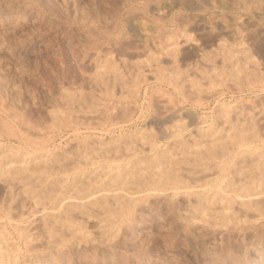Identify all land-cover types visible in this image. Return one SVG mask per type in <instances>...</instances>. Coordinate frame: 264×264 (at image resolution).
Wrapping results in <instances>:
<instances>
[{
	"label": "rangeland",
	"instance_id": "374dc122",
	"mask_svg": "<svg viewBox=\"0 0 264 264\" xmlns=\"http://www.w3.org/2000/svg\"><path fill=\"white\" fill-rule=\"evenodd\" d=\"M159 1L160 0H0V119L2 117L5 121H8L16 132L7 135L0 130V143L5 142L7 144L10 142L8 144L23 145V148L26 147L25 149L29 150V145L25 146V144L21 143L22 135L19 134V128L20 123L22 122L23 124L28 125V127H31L32 130L39 132L42 130L41 133L45 132L42 135L43 137L46 136L45 145L47 148L63 149L64 146L67 148L71 146V143H76L81 139L90 140V137L92 139L95 137H104L103 139H105L109 134V136H115L117 133H119V136H124V134H127L128 132L133 134L137 132V129L145 130V128L158 133V135L155 133L157 135L156 141H160V144L163 142H166L164 144H167L168 138L170 140V137L162 134L163 123L170 124L176 119V117L177 119L180 118L181 120H184L183 122L184 124L186 123V126H184L187 128V132L184 127V132H181V136L187 137L190 132H195L194 129H199L201 125L207 127V125L212 123L216 118H210L213 117L212 115L216 116L215 113L213 114V111L218 108V110H220L223 106H231L232 108L235 107V109L242 110L243 115L246 114L245 112L251 111L248 116L250 118L252 117L251 120H253V114L256 115V112L259 111V107L262 109L261 107L264 106V104H262L264 103V90H261L264 89V0ZM152 3L156 4L154 5ZM156 6L159 7L155 8ZM133 14H137L136 16H139L138 14L142 16L143 14L142 17L151 19L149 20L151 23L159 25L160 32L158 37L160 38L161 35L162 38H165L166 35H173V31L174 33H178L182 30L183 33H188L187 35L190 36V39L195 36L194 45L192 44L191 47L189 42H187L189 45L184 42V46L182 45L181 47L183 50L181 49L177 55L176 61H179V67L182 65L181 67L186 69L184 70L180 67V70L185 73V75L189 77L193 76V68L195 65L197 68L201 66L207 67L209 63L207 62V64L205 63L206 61L203 60L205 59L204 55L206 52L211 54L210 50L213 47H216L220 42L224 43L225 41V44L227 45H243L244 47H242L248 51L247 53L251 54L249 55L250 58L247 63H250L249 66L253 69L255 68L256 72H258V76H255L256 78L258 77L259 80L256 79L255 81H249V84L251 82L249 85L242 80L241 82H239L240 80L237 81V79L233 78V80H231V77L227 75L225 78L226 82L225 80L222 82L225 84L223 85L221 83V85L217 84L218 86H214L215 91L213 92V95L206 96V98L203 97V103L201 102L202 104L200 103V105L189 97L187 98L185 96L184 98H181L185 94L181 95L182 92H177L167 81L152 79V77H148L149 79H145V81L141 80L142 82H137L135 85L137 87L135 88L136 92H134V95L132 96H127L124 92L121 96L118 92V90L120 91L119 88H115V94H105L103 89L101 90L99 87L95 86L87 77V75L92 72L91 64L93 65L92 58L94 57L90 52V44H93L98 50V55L95 56L96 58L110 55L109 58L114 60H112V62L115 66L117 65V70L122 72V75H125L124 78L131 82L132 76L134 75L130 76L129 73L134 74L133 71L135 69L133 68V65L131 68H129L130 66H127L129 65L127 63L130 62L127 60L129 58L130 60L135 59L134 57L139 56L146 47L152 48V45H149V43H145L142 40L138 30L131 26L133 25L131 24V19L132 17H135ZM107 29L110 32H108ZM111 29L115 32H112ZM134 29H136V31ZM87 36H92V39L95 36V40L92 41L89 37L87 39ZM238 38L242 39V44H237L239 43ZM87 40H91L92 42H87ZM243 40L245 42H243ZM192 41H190V43ZM87 43L89 44L87 45ZM98 43L101 44L102 47L98 45ZM185 45L186 48H184ZM88 47L90 49H88ZM217 47L212 50L215 51ZM196 49L198 51H195ZM203 49L206 51L205 54ZM118 55H122L120 56L121 58L118 57ZM199 55H203L204 58ZM125 57H127L126 60L124 59ZM253 57L255 59H253ZM122 59L126 61H124L125 64L124 62L122 63ZM162 60H165L163 61L164 66L167 64L170 65L171 61H169L168 58L164 57ZM196 60L199 61V63ZM195 62L196 64H194ZM215 62L217 61H214V64H216ZM184 63H186V65ZM197 63H201V66ZM253 63L257 65L255 66ZM220 64H222L221 61H218L217 65L222 67ZM124 66L128 68V70ZM126 70L129 72L126 73ZM186 71L191 72L189 74L188 72L186 73ZM192 73L193 75H191ZM228 81L232 84L230 85ZM259 82H261V84ZM63 91H69L76 94L90 93L89 95H82L86 98L88 96V100L95 95V97L98 98L96 100L106 101L99 102L95 107L85 105L78 106L74 104L64 105L63 101L60 99V94ZM215 92L217 93L214 94ZM210 93L212 94V92ZM160 94H162L161 96L167 100L174 102L172 105H174L175 115L167 118L168 120H165V118H161V120L156 117V114H159V111L162 109V105H159L161 103L160 100L157 101V98H155ZM95 97H92L91 99H95ZM170 97H172V99H170ZM57 98L60 100L58 101ZM177 100L180 101V104ZM153 101H155L157 105ZM240 101L243 102L241 103ZM103 103L106 105L104 106ZM119 104L120 106H118ZM243 105H245V108ZM128 106H130L129 109ZM52 108L55 110H65L68 108L71 111L70 114L73 112V119L76 117L74 126L72 128L71 126L50 128L49 123L51 121L49 114L46 111ZM254 108H257L256 110L258 111ZM177 109H179V111H176ZM243 110H245V112ZM157 111L159 113H157ZM262 111L264 112V107L259 113L262 114ZM93 112L95 114L91 116ZM178 112L179 115L181 114L182 116H179ZM124 113L125 116L127 114L126 117L124 116ZM259 113L256 116L262 118L263 115L264 118V114L261 115ZM86 115L87 118L85 117ZM109 115H114L112 116L113 119ZM200 115H203L204 118L200 117ZM96 116H99V119H96ZM104 116L107 117V119L111 118V120L106 123H101L103 122L101 121V117ZM122 116L124 117L121 118ZM191 116H195L194 119L201 118V120H194ZM92 117L98 122H94L95 120ZM258 117L254 118L255 122L258 121ZM260 117L259 119H261ZM77 118L81 122H79ZM90 119L91 121H94L90 123ZM169 119L173 120L170 122ZM262 120L264 123V119ZM262 120L258 121L257 125L261 122L259 125V132L261 131L260 136L263 139L261 140L260 138L258 142L257 140L254 142L256 144L259 143L261 144L260 146L264 147V134L263 136L261 134V129H264ZM197 121H200V124ZM93 122L94 125L92 124ZM40 125H42V127ZM202 126L200 128H203ZM262 126L263 128H261ZM129 133L127 135H129ZM159 133L162 136H165L162 137ZM157 137L159 139H157ZM149 151L151 150H142L143 153ZM0 178H3V180L0 179V204H3L0 205V250L3 252L1 254H4L2 257L0 254V264H264V253H262L264 250V240L263 238L261 239L263 243L260 241L256 242L259 239L256 235V231H264L263 218H260V220L255 219V221L243 224L239 223L240 225H236L233 229H226L227 231L215 230L213 233L208 231L206 236V231H203L206 238L202 241L196 239V237L193 238V226L184 225L177 219L175 212L179 210L181 206H184L187 199L186 195L182 196V194L179 193L172 196L170 190H164L162 192L154 191L147 195L146 199L144 198L141 202L139 201V203H137L139 206L136 204L132 210L133 212L131 211V218L128 216V221L126 219L124 220L125 222L123 221L124 223L122 222L118 226V232L114 234L113 238L102 241V238H100L99 235L100 226L97 224L99 222L96 221V218H88V222L84 220L86 225H83L82 230L84 231L86 229L85 232L87 233H83L85 235L88 234L89 238H83L84 240L71 238L70 241L68 240V243L66 241L67 244H64L65 246L62 247L63 249L61 248L62 250L60 248H55L56 251L54 248H47L44 243L42 244L41 237L38 239V236H40L38 233V235H36L35 232H29L28 234L26 231L27 235H22L21 233H19L21 234L19 235L18 232L14 230L12 222L20 220L19 223L21 224V222H23L22 218H24L23 215L25 213L28 214L27 209L29 208L26 207V204L24 203L25 201H23L21 197H18L19 194L16 193V190L13 189V192L8 190L6 193L7 186L3 185H6V183H2L5 178ZM5 197L7 199H5ZM17 200L19 201V205H16L18 204ZM6 201L10 202V208L8 205L9 203ZM21 202H23V205ZM3 209H5V212ZM10 209L12 211H10ZM11 216H13V218ZM16 217L18 219H16ZM190 230L193 232L191 233ZM252 231H255L254 234H251L253 233ZM244 232L245 234L248 232L247 235H245ZM207 234L210 236L208 237ZM255 235L257 237H254ZM262 235L264 236V232ZM24 236L26 238H24ZM253 244L256 245L254 246ZM254 248L257 251L259 250L260 253H258L259 251H256L257 254L253 252Z\"/></svg>",
	"mask_w": 264,
	"mask_h": 264
},
{
	"label": "bare ground",
	"instance_id": "6f19581e",
	"mask_svg": "<svg viewBox=\"0 0 264 264\" xmlns=\"http://www.w3.org/2000/svg\"><path fill=\"white\" fill-rule=\"evenodd\" d=\"M152 4L155 5L156 3H152ZM157 7L159 6H156L155 8ZM136 15H134L135 17L134 18L132 17L131 19L132 22L131 24H133L131 26L135 27L138 30L142 40L145 43H149V45H152V48L146 47L147 49L145 48L143 52H141V54L139 52L140 55L138 54L139 56L134 57L135 59L132 58L133 60H130L129 58L127 60L130 61L129 63H127L129 64L127 66H130L129 68H131V66L133 65V68L135 69V70L132 69L134 70L133 71L134 74L129 73L130 76L134 75L132 76L131 82L128 81V79L124 78L125 75L123 76L122 72H119V70H117L116 68L117 65L115 66L114 63L112 62L113 59L111 60L109 58L110 55L108 56L106 55L102 58L99 57L96 58L95 56L98 55L97 48H95L93 44L92 45L90 44L91 47L89 46L91 49L88 47V49H90V52L91 54L94 55V57L92 58L93 65L91 64L92 72L89 75H87V77L91 80V82L95 86L99 87L101 90L103 89V92L105 94H109V95L115 94L116 93V92L114 93L115 88H119L120 91L118 90V92L120 95L121 94L123 95L124 92L127 96H132L134 95V92H136L135 88L137 87L135 85L137 84V82L139 81L142 82L143 80L145 81V79H149L148 77L150 78L152 77V79L154 78L162 81L163 80L167 81L169 85H171L174 89H176L177 92L178 91L182 92L181 95L185 94L181 98H184L185 96L187 98L189 97L191 100L193 99V101L199 103L200 105L201 102L203 103L202 100L203 97L206 98V96L213 95V92L215 91L214 86H216L217 84L221 85V83L224 80L226 82L225 78L227 75L231 77V80L237 79V81L240 80L239 82H241L242 80L245 81L247 84H249V81H255L256 79L259 80V78L258 77L256 78L255 76L257 75L258 72H256L255 68L253 69L251 68V66H249L250 63L249 64L247 63L250 58L249 55L251 54L247 53L248 51H246V49L243 48L244 47L243 45H242L243 47L237 46L236 44H235L236 46H234V44L233 46L232 44L227 45L225 44V41L224 43L222 42L219 43L217 41L219 44L216 45V47L217 46L218 47L215 51H213L212 49L216 47H213L212 49L209 47L211 50L210 49L208 50L211 51V54H209V52L204 51L205 49H203L204 54L206 52V54L204 55L205 59L203 60L206 61L205 63L207 62L209 63V64L207 63L208 66L202 67L201 63L198 64L199 61H197L198 60L197 59L196 60L198 62L197 64L200 65L201 67L197 68V66L195 65L196 67L194 66L193 68L194 75L193 73L191 74L193 76L190 77L185 75V73H183L180 70V67L182 65H180L179 67L178 64L179 61H176L177 55L178 52L181 51V49L183 50V48H181L183 44L189 42V44H191L190 46L192 47V44L195 41L194 40L195 36H193L194 38H192L193 39L192 41V39H190V36L187 35L188 33L185 34L186 32L183 33L182 30L179 31L180 33L178 32L179 34L174 33L173 31L172 32L173 35L172 34L166 35L167 37L165 36V38H162L161 35L160 38L158 37L160 32L159 25H156L155 23H151V21H149L151 19L142 17L143 14L142 16H140V14H138L139 16ZM136 29L134 30L136 31ZM107 31L110 32L108 29ZM88 37L89 36H87L86 38L88 39ZM94 37L93 39L91 38L92 41L95 40ZM238 39H239V43L237 44L240 43L242 44L241 40L243 39V37L242 39L241 38ZM92 41L87 40V42H92ZM190 41L192 42L190 43ZM243 42L245 41L243 40ZM88 44L89 43H87V45ZM189 44L187 43V45ZM98 45L101 46V44L99 43ZM184 48H186V45ZM195 51L198 50L196 49ZM120 56L118 55V57ZM199 56L204 58L203 55L202 56L199 55ZM127 57H125L124 59L126 60ZM164 57L168 58L169 61H171L170 65L167 64L166 66H164L163 61L165 60H162ZM253 59L255 58L253 57ZM125 60L122 59L121 60L122 63ZM214 61L217 62L221 61L222 64L220 65H222V67L218 66L217 62H215L216 64H214ZM184 64L186 65V63ZM194 64H196V62ZM126 69L128 70V68ZM127 70L126 73L129 72ZM187 72L188 71H186V73ZM190 72L191 71H189L188 73L190 74ZM228 83L230 84V81H228ZM259 83L261 84V82ZM210 92H212V94ZM216 93L217 92H215L214 94ZM82 94L83 93L76 94V93H71L69 91H63L60 94V99L61 101H63L64 105L74 104L78 106L85 105V106H93V107H95L96 105L99 104V102L102 101V100L101 101L96 100L98 98H96L94 94H93L94 96L92 97H95V99L94 98L91 99L92 97H90L89 100L87 99L89 98L88 96L86 98L83 95H87V94L89 95L90 93L83 95ZM161 95L162 94L157 95V97H155L157 98V101L160 100V102L162 103L159 104L162 105V109L161 111H159L160 113L157 111V113L159 114H156L157 115L156 117L158 119L165 118L166 120L167 118L175 115L174 105H172L174 104V102H171V100H167ZM57 99L58 101L60 100L59 98ZM170 99H172V97H170ZM153 102L156 103L155 101ZM240 102L242 103L243 101ZM178 103L180 104V101H178ZM103 105L105 106L106 104L103 103ZM232 105L235 106L234 104ZM118 106H120V104ZM129 107L130 106H128V109ZM243 107L245 108V105H243ZM263 107L261 108L263 109ZM67 109L55 110L52 108L46 111L48 112L51 121L49 123L50 128L51 127L61 128L60 126L63 127L71 126L72 128L74 126L76 117L73 119L74 117L73 112L72 114H70L71 111ZM218 109L213 111V114L215 113L216 116L212 115L213 117H210V118L216 117L215 118L216 120L214 119L215 121L212 119L214 122L212 121V123L207 125V127H203L201 125L203 128H200L201 127L200 126L199 129L197 130L194 129L195 132L191 130L193 133L190 132L187 137L181 136V132H184L183 129L186 126L185 125L186 123L184 124L183 122L184 120H181L180 118L177 119L176 117V119L173 118L174 121H172L173 119L172 120L169 119L170 122L172 121L170 124L163 123V128L161 132L162 134H165L167 137H170V140L168 138L167 144H164L166 142L160 144V141L159 142L156 141V136L158 135V133H156L155 131L153 132V130H148L147 128H145V130L137 129V132L135 131L136 133L133 134L128 132L129 135H127L128 134L127 133L124 134V136L123 135L119 136L118 135L119 133H117L116 134L117 136L116 135L109 136L110 135L109 134L108 135L109 137L106 136L107 138L105 139H103L104 138L103 136H102L103 138L95 137L94 139L90 137V140L88 139H81L79 141L76 140L77 142L74 141L76 143L73 144L70 142L71 146L67 148H65L64 146L63 149L61 148L49 149L45 145L46 136L43 137L42 135L45 132L41 133L42 131L41 129H39L41 130L40 132L36 130H32L31 127H28V125L23 124V122L20 123L19 134L22 135L21 143L25 144V146L29 145L31 149L29 148V150H26L25 149L26 147L23 148V145L19 146L16 144L12 145V143L8 144L10 142H8L7 144L5 142L0 143V172H1L0 177L5 178L4 179L5 182L3 181L2 183H6V185L3 184L4 186H7L6 193L8 190L11 191L13 189L16 190V193L19 194L18 197H21V199L25 201L24 203L26 204V207L29 208L27 209L28 214L24 212L26 215L25 214L23 215L24 218H22L23 216L21 217L23 219V222H21V224L19 223L20 220L14 221L18 219L17 217L16 219L11 220L14 221L12 222L14 230H16L18 234L21 233L22 235L26 234V231L28 232V234L29 232L31 233L35 232L36 235L38 234L40 235L38 236L39 238L38 237L37 238L40 239L41 237L42 244L44 243V245L47 248L61 249L62 247L65 246L64 244L66 243V241L68 243V240L70 241L71 238L76 240L83 238L85 239L87 237L89 238L88 234L85 235L83 233L86 231V229L84 231L82 230L83 225H86L84 220L87 221L88 218H96L97 219L96 221L99 222L97 224L100 226V228L98 227L100 231L99 234L100 238H102V241L103 240L106 241L110 238H113L114 234L118 232V226L124 220H126L129 217L131 218L130 216L131 211L133 210L135 205L139 203V201L141 202V200H143L144 198L146 199V196L154 191L162 192L164 190H168V191L170 190L172 192L171 193L172 196L175 194L177 195L179 193H181L182 196L186 195L187 199L185 198L186 201L184 203V206L183 207L181 206L182 208L180 207V209L175 212L177 219L179 220V222H182L184 225H191V227L193 226L194 229L193 238L196 237V239H200L202 241L203 239L206 238L205 236L206 233H208V231L213 233L215 230H226V229L228 230L231 228L233 229V227H235L239 223L243 224L246 222H252L255 221V219L260 220V218H263L264 220V147L260 146L261 144L259 143L256 144L254 142L256 140L258 142V140L261 138L260 136L261 131L259 132L260 130L259 125L261 122H259V125H257V122L264 119L262 115L264 114V112L262 111V114L259 113V111L262 110L260 109V107H259V111L254 108L256 111H258L256 112L257 113L256 115H258V113L262 115V118L259 116L261 118L259 119L258 116L253 114L254 118L258 117V121L256 120L257 122H255L254 118L253 120H251L252 117L250 118L248 116L249 112L251 111L249 112L247 111L248 112L247 113L245 112V110H243L246 113L243 115L242 110H238L237 108L235 109V107L232 108L231 106L230 107L223 106L222 108H220V110ZM176 111H179V109H177ZM86 113H90V112H86ZM94 114L95 113L93 112L91 116ZM105 116L101 117L102 119L101 121H103L101 123L108 122L109 120H111L112 116L114 115L111 116L109 115L111 117L110 119H107V117ZM124 116H122L121 118H123ZM85 117L87 118V115ZM98 117L96 116V119ZM194 117L191 116V118L193 119ZM200 117H203V115H200ZM198 119H194V120H198ZM199 120H201V118ZM92 121L90 119V123ZM94 122H98V121L95 120ZM94 122L92 123L93 125ZM40 126L42 127V125ZM263 126L261 128H263ZM186 129L187 128L185 127V130ZM0 130L2 131V133H5L7 135L14 134L15 132V129L12 128L11 124L8 121H5L4 118L2 117L0 119ZM261 130H262L261 134L263 136L264 129ZM105 131L107 132L106 129ZM157 139L159 138L157 137ZM262 139L263 138H261V140ZM139 149H142L144 151L146 150H151V151L143 153L142 150ZM1 180H3V178ZM5 199L7 198L5 197ZM18 202L19 201L17 200V203ZM7 203H9L8 205L10 208L11 206L10 202ZM21 203L23 205V202ZM16 205H19V203ZM5 209H3V211ZM10 211L12 210L10 209ZM11 217L13 218V216ZM83 221L85 224L83 223ZM203 231H206L205 236ZM192 232L193 231H191V233ZM254 232L251 234H254ZM260 232L256 231V235L260 239V240L258 239L256 242L259 241L262 242L261 240L262 238L264 240V236L262 235L264 231L262 233ZM247 233L245 234L244 232L245 235H247ZM209 234H207L208 237L210 236ZM256 235L254 237H257ZM25 236L24 238L27 237ZM255 248L253 249V252L257 254L259 250L257 251ZM1 251L2 250H0V254L3 253ZM263 251L262 253H264ZM258 253H260V251ZM2 256H4V254L3 255L1 254V257Z\"/></svg>",
	"mask_w": 264,
	"mask_h": 264
}]
</instances>
